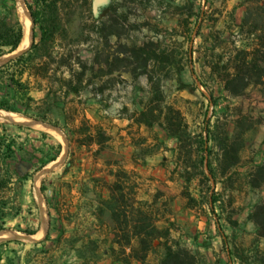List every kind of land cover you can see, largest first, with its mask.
Masks as SVG:
<instances>
[{
	"label": "rangeland",
	"instance_id": "rangeland-1",
	"mask_svg": "<svg viewBox=\"0 0 264 264\" xmlns=\"http://www.w3.org/2000/svg\"><path fill=\"white\" fill-rule=\"evenodd\" d=\"M21 5L28 13L26 0H17L11 22L23 24ZM72 5L74 41L70 42L87 72L80 94L52 100L48 119L63 128L19 113L28 121L0 119V146L14 142L17 147L15 158L5 159L0 153V209L7 213L0 214V226L16 233L0 237L5 264H160L159 245L144 262L134 259L132 248L138 247L134 228L114 221L109 187L120 172L126 176L130 218L139 205L135 201H155L159 227L170 228L172 238L194 250L200 264H242V253L245 264H255L257 255L264 256V238H258L250 213L264 198V187L249 186L247 175L264 159V96L257 87L243 96L228 95L208 65L214 54L227 60L235 45L244 44L240 25L247 4L244 0H73ZM191 13L201 16L191 18L194 34L188 40L179 22L185 24ZM97 21L105 29L103 35L110 29L117 33L110 37L112 51L119 55L113 74L94 63L99 42L100 50L105 54L109 50L105 38L91 35ZM199 27L201 36L196 34ZM144 42L159 43L162 50L161 63L148 71L128 58L130 50ZM6 55L0 64L12 56ZM35 96L39 114L45 115V92ZM172 108L182 112L188 125L187 145L214 130L239 148V164L218 184L201 176L197 148L190 144L185 152L192 153V161L186 164L184 156L178 166V139L160 118ZM144 111L149 119H158L154 125L137 122ZM57 143L63 145L57 165L50 161L43 166ZM222 143V139L219 144L208 143L219 171L224 166L219 160ZM47 168L51 169L44 174ZM204 170L208 172L207 162ZM214 189L222 203L215 210L209 202ZM45 223L46 232L40 236ZM49 230V239L41 243ZM30 235L34 240L27 238ZM127 236L133 239L131 246L125 244Z\"/></svg>",
	"mask_w": 264,
	"mask_h": 264
},
{
	"label": "trees",
	"instance_id": "trees-1",
	"mask_svg": "<svg viewBox=\"0 0 264 264\" xmlns=\"http://www.w3.org/2000/svg\"><path fill=\"white\" fill-rule=\"evenodd\" d=\"M72 1L32 0V3H29L26 0L28 12L34 23L33 43L25 51L0 64V109L26 115L37 121L63 128L59 123H53L48 119L47 114L53 108L52 100L66 99L71 94H80L84 89L87 72L84 60L80 55L75 54V49L70 42L74 41L70 29L74 15ZM16 2L17 0H0V8H2L0 11V58L16 51L23 39V24L20 21L11 22L9 20ZM244 3L247 4V11L240 25L241 32L245 35L242 39L244 44L235 45L227 60L220 53L214 54L213 59L208 61V65L211 68V75L218 79L228 95L243 96L251 87H257L264 96V0H244ZM196 15L201 16L191 13L187 16L185 24L179 22V27L185 30L181 34L188 40L192 39L194 34L193 29L189 28L190 20ZM232 16L235 18L234 9ZM37 28L39 34H37ZM91 30L93 31L91 35L97 34L99 40L105 38L106 45L109 47L107 54H105L103 50L99 49L101 42L98 43L99 45L95 48L94 63L100 66V70L106 66L108 68L106 73L113 74L119 55L112 51L110 37L117 35V33L114 29H110L103 35L105 29L101 27L99 21L93 24ZM196 34L201 36L202 29L200 27ZM160 48L159 43L144 42L132 48L128 58H134L144 71H148V67L161 63L159 51L162 50ZM152 76H150L151 79ZM36 92H45V96L42 98V101L47 105L45 115L39 114L41 108L38 107L39 99L35 96ZM212 102L217 105L215 99ZM160 118H162V123L170 134L178 139L176 147L177 158L180 160L178 166L184 156H186V164L192 161V153L187 155L185 152V148L189 144L191 147L197 148L201 176L208 181L214 180L215 184H218L222 177L227 176L226 173L229 169L239 164V148L228 136L221 138L223 140L221 144L222 157H218L219 160L224 161V166L219 171V168L214 166L213 155L215 152L213 147H208L210 141L219 144L221 139L216 131L208 130L206 136L201 133L196 144L191 142L187 145V140L184 139L185 134H188L189 137L191 135L182 112L172 108L165 115L163 113ZM157 120L149 119L146 111L137 118V122L147 126L154 125ZM53 148L54 155L43 166L50 161L57 160L63 151L61 143L53 145ZM0 153L5 159L15 158L17 147H15L14 142L5 147L1 145ZM206 162L208 172L204 170ZM184 168L188 169V165H185ZM184 176L189 182L193 180L192 176ZM124 177L126 176L122 172L116 173L115 182L109 187L110 198L113 201L111 212L116 225L134 228L133 237L138 240V247L132 248V257L144 262L148 258L149 252L159 245L163 248L160 264H200V259L194 250L172 238L170 228L159 227L158 222L161 219L156 212L158 209H156L155 201H135L139 205L131 210L132 218L129 217L127 214L129 205L124 192ZM247 183L254 189L264 187V159L249 171ZM2 190L3 183L0 185V191ZM189 198L193 201L197 200L190 195ZM209 202L214 210L222 204L219 193L215 189L209 198ZM0 214L3 217L7 215L1 209ZM122 215L125 216L123 221L121 220ZM250 219L257 228L258 238H264V198L256 204L250 213ZM4 229L3 225L0 226V231ZM26 232L29 234L36 233V231ZM49 237L50 230L45 239L40 242L45 243ZM12 241H17V239L6 240V242ZM132 242V237L127 236L125 244L131 246ZM239 256L242 264H245L244 253ZM3 259V255L0 254V264H2ZM255 264H264V256L257 255Z\"/></svg>",
	"mask_w": 264,
	"mask_h": 264
},
{
	"label": "bare ground",
	"instance_id": "bare-ground-1",
	"mask_svg": "<svg viewBox=\"0 0 264 264\" xmlns=\"http://www.w3.org/2000/svg\"><path fill=\"white\" fill-rule=\"evenodd\" d=\"M20 12H21V19H22V22H23L24 27H25V35H24V38H23L19 48L13 54H17L18 52L25 50L32 43V32H31L32 31V19H31L30 15L23 10L22 5L20 6ZM0 119H9L12 121H19V120L20 121L21 120L28 121L27 119L23 118L22 116H20L16 113L1 110V109H0ZM31 122H34V121H31ZM34 123H36V122H34ZM54 163H56V162H54ZM46 229H47V227H46V223H45L40 236L44 235V233L46 232ZM15 234L16 233L14 231L4 230V231L0 232V237H10V236L15 235Z\"/></svg>",
	"mask_w": 264,
	"mask_h": 264
},
{
	"label": "water",
	"instance_id": "water-1",
	"mask_svg": "<svg viewBox=\"0 0 264 264\" xmlns=\"http://www.w3.org/2000/svg\"><path fill=\"white\" fill-rule=\"evenodd\" d=\"M28 13H29V12H28ZM29 15H30V13H29ZM30 17H31V15H30ZM31 19H32V17H31ZM33 25H34V23H33V20H32V31H31V32H32V43H33V36H34V35H33ZM23 26H24V25H23ZM24 35H25V27H24L23 38H24ZM22 40H23V39H22ZM32 43H31V45H32ZM31 45H30V46H31ZM30 46H29V47H30ZM29 47H28V48H29ZM28 48H26V49H28ZM26 49H25V50H26ZM25 50H23V51H25ZM23 51H20V52H18L17 54H19V53H21V52H23ZM14 52H15V51H14ZM14 52H13V53H14ZM17 54L12 55L11 57H13V56H15V55H17ZM11 57H10V58H11ZM1 110H2V109H1ZM41 124L46 125V124H44V123H41ZM54 162H56V165H57L58 161L55 160ZM50 169H51V168H47V169H45V170H44V174H45L46 172H48ZM18 238H23V237H22V235H21V236H19ZM27 238H28V239H31V240H34V237H33L32 235L27 236Z\"/></svg>",
	"mask_w": 264,
	"mask_h": 264
},
{
	"label": "crops",
	"instance_id": "crops-1",
	"mask_svg": "<svg viewBox=\"0 0 264 264\" xmlns=\"http://www.w3.org/2000/svg\"><path fill=\"white\" fill-rule=\"evenodd\" d=\"M9 55H14V54H13V53H11V54H9ZM4 57H7V55H5V56L1 57V58H0V60H1V59H3ZM10 231H11V230H10ZM3 258H4V255H3ZM2 264H5V260H4V259L2 260Z\"/></svg>",
	"mask_w": 264,
	"mask_h": 264
}]
</instances>
